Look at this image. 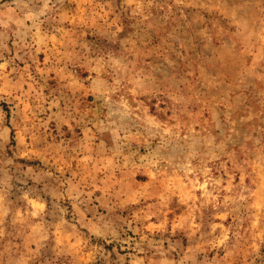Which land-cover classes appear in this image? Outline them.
Listing matches in <instances>:
<instances>
[{"label":"rangeland","instance_id":"374dc122","mask_svg":"<svg viewBox=\"0 0 264 264\" xmlns=\"http://www.w3.org/2000/svg\"><path fill=\"white\" fill-rule=\"evenodd\" d=\"M0 264H264V0H0Z\"/></svg>","mask_w":264,"mask_h":264}]
</instances>
